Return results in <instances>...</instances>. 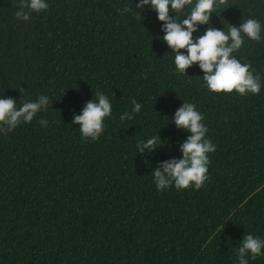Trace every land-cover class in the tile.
Segmentation results:
<instances>
[{
    "label": "trees",
    "instance_id": "obj_1",
    "mask_svg": "<svg viewBox=\"0 0 264 264\" xmlns=\"http://www.w3.org/2000/svg\"><path fill=\"white\" fill-rule=\"evenodd\" d=\"M46 2L23 21L19 0H0V98L50 100L0 133V264H239L243 237L264 239V0H227L210 19L225 32L261 24V40L245 36L232 54L260 76L259 93L246 96L211 92L198 64L178 73L162 22L140 0ZM97 92L112 113L85 142L72 121ZM183 103L203 115L216 150L202 188L159 191L154 169L182 158L191 134L172 119ZM125 112L133 118L121 121ZM157 135L161 145L138 152ZM261 251L249 264H264Z\"/></svg>",
    "mask_w": 264,
    "mask_h": 264
},
{
    "label": "clouds",
    "instance_id": "obj_2",
    "mask_svg": "<svg viewBox=\"0 0 264 264\" xmlns=\"http://www.w3.org/2000/svg\"><path fill=\"white\" fill-rule=\"evenodd\" d=\"M149 6L157 13V18L162 22L163 40L169 49L175 52L174 63L176 71L187 75V69L198 64L203 71L205 86L214 93H232L235 90L242 96L248 93L256 95L261 88L260 76L254 75L251 64L241 63L234 55L244 44V37L250 40H261V24L256 19H247L239 26L229 24L228 31L217 29L210 24L212 13L217 8L229 7L227 0H140L137 8L144 9ZM190 6V13L186 18L178 20L175 17ZM46 0H19L16 19L28 21L31 13H40L48 9ZM27 9V11H26ZM124 11H130L126 6ZM170 11L175 16L170 15ZM209 25L203 35L194 38L193 33L199 32L200 25ZM186 50L182 52L181 50ZM21 95L24 89H19ZM98 102L90 100L85 103L81 114L74 115L73 124L79 125L82 137L87 142L99 139L104 131V120L111 116L112 104L109 98L97 92ZM132 113H139L142 105L135 99L131 101ZM50 104L49 97L41 95L37 101H25L17 107V100L12 97L0 98V133H8L14 130L21 122L30 123L41 110L46 111ZM132 113L125 112L120 116L121 121L133 118ZM178 129H184L191 134L180 145L182 158H172L161 161L159 167L153 171L154 181L159 191L171 186L177 190L195 189L204 186L208 179V165L210 160L208 153L216 150L210 139H206L208 131L202 123L204 117L196 110L192 103H183L172 118ZM47 124L44 119L40 120ZM162 144L159 135L153 136L146 142L137 144L138 152L143 154L145 149L149 152ZM264 239L245 235L242 244L238 248L239 264H249V254L255 260L262 254Z\"/></svg>",
    "mask_w": 264,
    "mask_h": 264
}]
</instances>
